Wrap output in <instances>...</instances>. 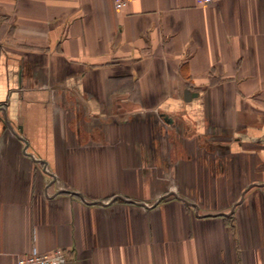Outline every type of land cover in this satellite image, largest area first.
Instances as JSON below:
<instances>
[{"label":"crops","instance_id":"crops-1","mask_svg":"<svg viewBox=\"0 0 264 264\" xmlns=\"http://www.w3.org/2000/svg\"><path fill=\"white\" fill-rule=\"evenodd\" d=\"M264 264V0H0V264Z\"/></svg>","mask_w":264,"mask_h":264},{"label":"built area","instance_id":"built-area-1","mask_svg":"<svg viewBox=\"0 0 264 264\" xmlns=\"http://www.w3.org/2000/svg\"><path fill=\"white\" fill-rule=\"evenodd\" d=\"M132 0H114L116 7L122 8ZM220 0H197L199 4L207 5L219 2ZM65 259V251L61 248L55 249L48 253L40 254L33 251L29 255L20 256L17 264H60Z\"/></svg>","mask_w":264,"mask_h":264}]
</instances>
